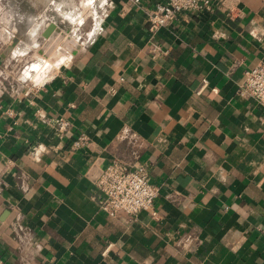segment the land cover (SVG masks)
Returning <instances> with one entry per match:
<instances>
[{"label": "crops", "instance_id": "obj_1", "mask_svg": "<svg viewBox=\"0 0 264 264\" xmlns=\"http://www.w3.org/2000/svg\"><path fill=\"white\" fill-rule=\"evenodd\" d=\"M21 1L29 29L0 3L1 41L37 50L55 24L81 48L60 46L35 88L0 81V207L18 243L0 238V264H264V109L240 92L264 63V0H213L155 31L160 0H61L57 16L56 0ZM114 159L160 188L136 220L100 209Z\"/></svg>", "mask_w": 264, "mask_h": 264}, {"label": "built area", "instance_id": "obj_2", "mask_svg": "<svg viewBox=\"0 0 264 264\" xmlns=\"http://www.w3.org/2000/svg\"><path fill=\"white\" fill-rule=\"evenodd\" d=\"M212 2L213 0H160L150 12V30L170 25L181 15L208 10ZM240 92L264 109V63L245 72ZM69 124L64 119L58 122L60 130L67 128ZM86 142L85 136H79L72 143L71 150H78ZM97 189L102 196L99 206L104 213L114 218L126 215L133 220L141 213L152 210L160 194L159 186L149 180L146 167L137 164L131 166L119 159H114L103 168L97 181Z\"/></svg>", "mask_w": 264, "mask_h": 264}, {"label": "rangeland", "instance_id": "obj_3", "mask_svg": "<svg viewBox=\"0 0 264 264\" xmlns=\"http://www.w3.org/2000/svg\"><path fill=\"white\" fill-rule=\"evenodd\" d=\"M6 2H10L13 5H20L22 7V10L15 15L18 18L17 20H19V25L16 28L18 35H22V33H25L24 31L29 29L27 25L30 19L35 16V11L32 9L29 1L0 0V3ZM62 2L63 1L61 0H56V3L49 9L48 12H50V14L54 13L56 16L62 14L63 11L60 10ZM23 17L26 18L24 19L25 21L22 19ZM13 37L14 35H11L10 33L8 34L7 43L0 40V60L3 57V61H0V81L3 83L5 82L8 86H11L15 90H19L20 88L27 87H29V89L35 88L37 85H40L52 77L54 72L48 69L47 63L53 65L55 68H57L58 62L61 63L62 58L57 57V55H59L58 48L61 45L54 48L50 56H53L54 54L55 57L49 60L39 53V49L42 46L36 50V47L33 46L34 44L31 42L17 43L13 40ZM38 43L39 42H37V44ZM60 48L63 47L61 46ZM44 66L47 68L45 69Z\"/></svg>", "mask_w": 264, "mask_h": 264}, {"label": "water", "instance_id": "obj_4", "mask_svg": "<svg viewBox=\"0 0 264 264\" xmlns=\"http://www.w3.org/2000/svg\"><path fill=\"white\" fill-rule=\"evenodd\" d=\"M46 42L39 49V53L45 58H49L54 48L61 45L72 54H76L81 46L71 36L67 35L62 29L55 24H51L47 31L44 33ZM102 172V171H101ZM5 207H0V238L13 247H17L18 243L14 238L7 233V230L11 227L12 223L16 219V212H13L9 218L6 217L8 211H5ZM4 212V213H3Z\"/></svg>", "mask_w": 264, "mask_h": 264}]
</instances>
